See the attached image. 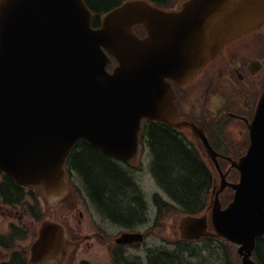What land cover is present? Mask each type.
Returning a JSON list of instances; mask_svg holds the SVG:
<instances>
[{"label":"water","instance_id":"obj_1","mask_svg":"<svg viewBox=\"0 0 264 264\" xmlns=\"http://www.w3.org/2000/svg\"><path fill=\"white\" fill-rule=\"evenodd\" d=\"M91 21L84 0H0V170L59 200L68 191L64 163L79 140L131 163L144 119L190 128L217 164L203 131L178 120L170 80L186 84L226 43L260 28L264 0H188L178 12L130 0L106 13L100 28ZM106 51L119 63L112 73ZM250 129L247 155L231 160L241 173L240 183L229 185L232 203L222 208L223 175L215 195L214 232L208 215L179 224L183 239L213 236L237 245L241 264H257L256 239L264 236V93ZM52 228L62 232L45 221L36 249L51 240ZM142 240L127 233L118 242Z\"/></svg>","mask_w":264,"mask_h":264},{"label":"trees","instance_id":"obj_2","mask_svg":"<svg viewBox=\"0 0 264 264\" xmlns=\"http://www.w3.org/2000/svg\"><path fill=\"white\" fill-rule=\"evenodd\" d=\"M96 14L95 27L100 26L99 15L120 5L125 0H85ZM160 6H169L170 0H149ZM146 136L153 155L152 172L159 186L177 202V207L154 198L158 214L174 211L181 214H200L207 206L213 175L200 152L187 144L183 134L160 123H149ZM67 168L81 178V183L89 200L97 211L112 219L116 224L133 229L143 224L147 208L145 200L132 177L114 158L89 145L79 143L68 158ZM5 191L11 197L21 193V188L5 176ZM131 178V179H130ZM142 216V217H141ZM202 251L221 253L228 264H233L235 247L224 240L203 239ZM192 242L179 241L174 248H151L148 250V264H194L189 260L198 259L197 248ZM200 260V259H199ZM256 260L264 264V239L257 243ZM239 264V263H237Z\"/></svg>","mask_w":264,"mask_h":264},{"label":"flooded vegetation","instance_id":"obj_3","mask_svg":"<svg viewBox=\"0 0 264 264\" xmlns=\"http://www.w3.org/2000/svg\"><path fill=\"white\" fill-rule=\"evenodd\" d=\"M196 81L198 82L191 89L186 86L179 90L180 117L204 127L210 140L217 142L218 151L223 156L226 152L234 156V152L226 150L230 146H238V152L243 153L249 134L248 123L254 116L264 90V26L228 43L221 54L194 80ZM235 131L238 135L232 138L230 133ZM236 138L238 140L234 144L233 140ZM23 210L28 211V208L24 207ZM17 212L20 213V210ZM21 218L23 217L19 219ZM30 219L35 220L33 217L23 222L17 220L22 224L12 223L8 226L5 234L15 237L8 244L0 241V264L40 262L30 252V246L39 231L38 227L29 224ZM26 238H34L28 248L14 247L15 243ZM3 249L7 255L2 261Z\"/></svg>","mask_w":264,"mask_h":264},{"label":"rangeland","instance_id":"obj_4","mask_svg":"<svg viewBox=\"0 0 264 264\" xmlns=\"http://www.w3.org/2000/svg\"><path fill=\"white\" fill-rule=\"evenodd\" d=\"M185 0H172L173 8L178 9ZM198 81L193 82L188 86L189 89L193 87ZM238 135V132L230 133V136L234 138ZM238 138V137H237ZM233 143L236 144V140ZM229 151H233L237 156L241 154L235 146H230ZM138 161V166H141L142 170L135 172L136 182L143 193L146 195V201L149 209L147 212L148 221L137 227L138 232H142L145 235V241L138 247H130L126 250V261H143L146 264V250L156 247L160 248H174L173 244L180 239V232L178 230L181 213L174 211H166L158 214V208L154 205L153 197L155 194L161 196L160 200L170 203L173 207H177V202L168 198L156 185V182L151 176L150 167L148 165V153H142ZM224 169H228L226 163H222ZM131 179V178H130ZM217 180H219L217 178ZM72 185L68 195L60 202H53L48 200L43 191L40 189L34 191L35 195L27 193L22 200V206L18 208L2 207L0 206V233H6L10 224L21 225L18 221H25L28 218H32L30 212L37 210L35 213L39 217L44 219H52L61 223L64 226V238L65 241L70 240L72 242V249L66 256L64 264H81L82 261L88 264H113L111 248L113 241H101L98 238H92L96 232L105 230V234L108 237L116 238L120 236L123 228L113 223L110 220H106L103 217L96 216L91 204L85 196V190L81 183L79 175L73 176ZM75 187L77 189H75ZM85 193V194H84ZM38 202V203H37ZM29 206L31 207L29 209ZM24 207L28 208V211H24ZM33 209V210H32ZM20 210V213L17 211ZM20 217L21 220L19 219ZM18 220V221H17ZM32 223L33 227H38L41 222L29 220V224ZM102 228V229H101ZM35 233V232H34ZM34 238H26L25 240L18 241L14 244V247L28 248ZM205 246V242L200 243ZM67 251L70 248H67ZM235 246V255L236 252ZM2 251L1 260L6 258L7 253ZM203 248H197L198 259L192 257L189 261L194 264H228L227 259L224 260L221 253H206L202 251ZM227 258V257H225ZM200 259V260H199ZM3 261V260H2ZM233 264L240 263L239 259L232 258ZM55 264V263H53Z\"/></svg>","mask_w":264,"mask_h":264}]
</instances>
